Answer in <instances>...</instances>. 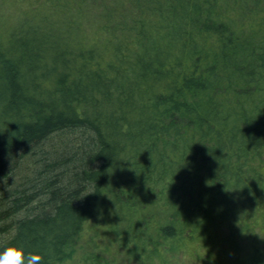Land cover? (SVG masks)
<instances>
[{
	"label": "trees",
	"instance_id": "1",
	"mask_svg": "<svg viewBox=\"0 0 264 264\" xmlns=\"http://www.w3.org/2000/svg\"><path fill=\"white\" fill-rule=\"evenodd\" d=\"M41 264H264V0H0V246Z\"/></svg>",
	"mask_w": 264,
	"mask_h": 264
},
{
	"label": "clouds",
	"instance_id": "2",
	"mask_svg": "<svg viewBox=\"0 0 264 264\" xmlns=\"http://www.w3.org/2000/svg\"><path fill=\"white\" fill-rule=\"evenodd\" d=\"M42 260L40 253L28 252L22 244L0 246V264H41Z\"/></svg>",
	"mask_w": 264,
	"mask_h": 264
}]
</instances>
